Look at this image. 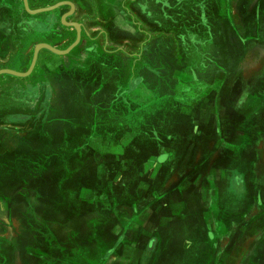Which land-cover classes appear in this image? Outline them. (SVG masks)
Masks as SVG:
<instances>
[{
    "label": "crops",
    "instance_id": "1",
    "mask_svg": "<svg viewBox=\"0 0 264 264\" xmlns=\"http://www.w3.org/2000/svg\"><path fill=\"white\" fill-rule=\"evenodd\" d=\"M204 8L210 33L200 32L196 27L197 18L190 15L176 18L185 23L190 21L191 30H196H189L183 37L182 34L159 32L147 39L143 34H135L133 28L130 31V26H127L126 33L110 35L111 42L116 43L115 50H103L100 44L99 49H88L83 55L85 60L80 64L73 61V57L82 54L80 48H74L68 55L58 56V62L62 63V66L58 65L62 75L72 78L71 73H77L79 76L75 80L56 81L58 85L55 87L60 88L62 96L55 99L51 91L50 96L40 95L18 103L4 101L0 114L11 119L12 123L45 122L46 128L37 129L33 134L39 143L31 148V152L34 153L33 159L45 158L46 164H52V169L60 175H64L67 169L64 160L68 155L64 153L71 151V137L81 142L76 149L79 154L77 168L83 166L85 170L90 167L85 165L87 152L93 155L94 164L99 161V155L111 154V160L103 158L99 161L96 180L98 185L109 186L111 195L118 194L117 199L129 185L125 180L122 188L114 187L123 179L117 171L123 168L139 180L145 173L140 172L141 168H149L157 156L160 166L152 186L158 187L157 196L151 199L147 195L151 185L147 182L136 201H152L153 205L142 214L137 213V216L159 220L173 214L186 218V224L202 217L206 221L205 234H216L217 229L219 233H225L220 238L225 251L238 244H242L243 249L246 246L256 247L255 242L264 235V116H261L264 114V0H211L206 1ZM74 36L71 34V39ZM86 40L92 41L82 25L79 46ZM138 41L143 43L138 46ZM119 44H125L124 54H121L123 49L120 51L117 47ZM48 55L49 52L40 51L35 66L37 77L46 72L43 59L48 61ZM71 60L74 65L69 63ZM73 67H76L74 72ZM52 71L51 67V74ZM155 76H158L160 85L157 97L146 88L148 81L153 84ZM172 76L178 80V85L177 89L174 88V101L167 107L168 101L164 100L170 96L165 94L161 85L165 86ZM36 82L39 83V80ZM106 85L118 90L116 97L102 99L101 92ZM50 89L53 90V87ZM203 89L210 92L200 95L199 91ZM53 99L62 101L60 107H55L57 115L52 114V105L57 103ZM83 102L91 119V127L86 131H82V127L75 130V123L73 127L69 125L71 117L76 122L80 120V114L78 120L74 112L83 107ZM23 115L28 119H12ZM253 116L255 121L250 119ZM108 118L111 121L114 118L116 125ZM4 135L8 136L7 144L12 147L9 151L14 152L21 134L10 130ZM62 137L63 142L60 140ZM253 137L257 139L253 140ZM110 140L114 143L109 144ZM162 145L166 149H158L156 156L147 154L152 148L157 150ZM119 147L124 151L123 156L116 152ZM80 148H84L83 152ZM215 149L220 150L212 153ZM3 151L0 147V153ZM233 151L238 155H246L250 151L254 154L248 174L238 175L242 186L247 185L244 181L246 177H252L250 184L254 188L246 193L241 186L240 192L237 191L238 201L227 207L218 199L220 189L222 191L227 183L225 171L216 169V166L226 163L228 154ZM134 187V191L137 187L140 190L139 186ZM190 187L198 193L194 195V201L186 191ZM254 189L262 194L257 195ZM79 194L81 192L78 191ZM126 198L130 200V196ZM214 217L220 218L219 226L212 219ZM162 231L161 226L151 232L143 228L142 237H134L131 233H140L139 228L127 229L119 248H147L149 242L146 238L153 239L155 247L159 248L164 244ZM21 246L18 244L15 247L21 249ZM129 257H116L118 262L114 264H133L129 260L133 257ZM233 259L229 264L251 263L241 256ZM26 264H32V260L28 259ZM135 264H139V260Z\"/></svg>",
    "mask_w": 264,
    "mask_h": 264
},
{
    "label": "rangeland",
    "instance_id": "2",
    "mask_svg": "<svg viewBox=\"0 0 264 264\" xmlns=\"http://www.w3.org/2000/svg\"><path fill=\"white\" fill-rule=\"evenodd\" d=\"M27 1L30 10L33 11L63 2H71L77 8V15H74V12L70 14L71 7L67 4L61 5L53 11L30 14L26 10L23 0H0V71L28 73L33 62L35 48L40 44H49L59 50H67L76 41V28L63 24L64 16L68 23L80 24L81 28L82 25L85 26L88 37L92 40L90 42L86 40L80 46L78 45L79 47H75V49L80 48V52H82L79 57H73V61L77 64L85 60L83 55L88 49H99L100 44L103 50H115L116 43L111 42L110 35L115 32L126 33L127 26H130V31L133 28L135 34H143L147 39L153 38L159 32L168 35L182 34L183 37L189 30L192 32H196V30H191L190 21L185 23L177 21L176 18H183L185 15L189 17L190 15V17L197 18L196 27L200 32L210 33L209 26L206 24L207 17L204 7L206 1L211 2V0ZM189 6H194V8L190 9ZM84 14L90 17L86 21L87 23L80 20ZM99 31L100 34H98ZM71 34H75L74 39H71ZM137 43L139 46L143 42L138 41ZM117 47L119 50L123 49L121 54L125 53V44H119ZM41 51L49 52L50 58L49 62L45 58L43 59V66L47 70L41 76L37 77L35 68L27 77H18L12 74L0 75V108L4 101L18 103L17 101L31 100L40 95L50 96L51 91L56 99L58 96H62L60 88L55 87L58 85L56 81L75 80L79 77L77 73H71L72 78L62 75L59 69L60 64L62 66V63L58 62L60 61L59 55L48 50ZM73 61L71 60L69 63L74 65ZM51 67L55 71H52V74L50 73ZM73 68L72 72L76 67ZM37 80L39 83L36 82ZM157 80L158 76L153 77V84L148 81L146 86L154 97L158 96L160 87ZM177 82L178 80L172 76L165 86L161 85L165 89V94L170 96L164 100L168 101L166 102L167 107H170L174 101L172 96H174V88L178 85ZM51 86L53 90L50 89ZM124 90L125 88H123ZM116 91L118 92L115 88L106 85L101 92L102 99L116 97ZM200 92L202 93L200 95H205L210 90L203 89ZM53 101L57 102L54 99ZM57 103L52 105L53 115H57L55 107H60L62 101ZM75 111H77L74 112L75 118L78 119V114L81 118L76 122L71 117L69 125L73 127L75 123V127H77L75 130L80 127H82V131L88 130V127H91L89 122L91 119L89 120L87 115L86 103L83 102V107ZM60 113L62 114L61 111ZM91 115L89 114V116ZM21 118L28 119L25 115L12 119ZM254 118L255 116L250 119L255 121ZM111 119L113 121L108 118L111 123L116 125L114 118ZM9 120L11 119L0 114V147L4 150L0 153V264H26L28 259L32 260V264H114L118 262L116 257H125V255L130 256L129 258L133 257V259H129L133 264L137 260H139V264H142L147 257L155 255V251L159 252V250L154 245L151 248L125 247L120 249L121 241L126 236L127 229L139 228L140 233H131V236L134 234V237H142L141 230L143 228L151 232L156 231L160 226L165 229L162 232L165 249L159 256L160 264H229L237 256L244 257L246 260L253 256L255 264H264V235H261V238L255 242L256 247L246 246L243 249L242 244H238L225 251L220 242L215 247L208 245L211 240L208 237L210 238L211 235L204 233L206 221L202 217H199L197 221L192 219L186 224V218L183 219L178 215L173 216V214L159 220L136 215L137 213L142 214L149 206L153 205L152 201H136L142 195L140 194L142 187L147 182L151 184L147 195L151 199L157 196L158 187L152 186L156 182L158 176L156 172L160 166L156 153L159 152L158 149H166L163 145L157 150L152 148L153 150L147 153L155 155L156 158L152 160L153 162L146 170L141 168L142 166L139 167V169L141 168L140 172H145L143 178L139 177L138 180V177L123 168L117 171L123 179L120 183L114 184V187L122 188L125 180L127 185L129 184L127 190L121 192L117 199L118 194L111 195L109 186L98 185V180H96L99 161L103 158L111 160L113 157L111 154L99 155V161L94 164L93 155L87 152L85 165H90V167L85 170L83 166L77 168L76 159L79 158V154L76 149L81 142L77 138L71 137L69 140V150L71 151L64 153L69 157L64 156L67 169L64 170V175H60L56 169H52V164H46L45 158L39 157L38 161L33 159L34 153L31 152L33 150L31 148L39 143L33 134L37 129L46 128L45 122L31 121L19 124ZM55 128L57 127L55 126ZM106 128L109 129V126ZM93 129L94 126L91 130L93 131ZM10 130L21 134L14 152L9 151L12 147L8 145L9 143L7 144L8 136L4 135L5 131ZM76 135L81 136L78 132ZM254 139L257 138L253 137ZM60 140L63 142V137ZM113 141L110 140L109 144L114 143ZM82 149L84 150V148L79 150L83 152ZM219 150L215 149L212 153ZM116 152L119 156L124 155L122 147H119ZM230 154H228L226 163L221 162L216 166V169L225 171L227 183L224 184L222 191L220 189L218 199L221 203L227 204V207H231L233 202L238 201L237 191L240 192L242 186L238 181V175H247L250 164L255 159L252 151L246 155L243 153L238 155L234 151ZM80 155L82 156V154ZM15 166L16 170L12 169ZM15 171H17L16 175ZM251 180L252 177L244 179L247 185L242 186V189H245L246 193L254 188L250 184ZM134 186H139L140 190L137 187V190L134 191ZM193 188L190 187L186 190L188 196L192 195L191 201H194V195H198ZM78 191L81 194L78 195ZM255 191L257 195L262 194L258 190ZM128 196H130V200L126 198ZM65 197L66 200H63ZM132 199L135 200L132 201ZM14 212L15 216H13ZM212 219L220 221V218L217 217ZM180 233H182V238L179 236ZM146 240V242L149 240L154 242L151 238H146ZM18 244L22 245L21 249H16L15 246Z\"/></svg>",
    "mask_w": 264,
    "mask_h": 264
},
{
    "label": "water",
    "instance_id": "3",
    "mask_svg": "<svg viewBox=\"0 0 264 264\" xmlns=\"http://www.w3.org/2000/svg\"><path fill=\"white\" fill-rule=\"evenodd\" d=\"M24 2V6L26 8V10L30 13V14H37V13H42V12H49V11H53L55 10L56 8H58L59 6L61 5H64V4H67L71 7V13L72 14L75 10V5L71 2H63V3H59L55 6H52V7H49V8H44V9H40V10H30L29 8V4H28V1L27 0H23ZM66 16H64L62 18V23L67 25V26H73L77 29V38H76V41L67 49V50H59L57 48H54L53 46L49 45V44H40L38 45L36 48H35V53H34V58H33V62H32V65L30 67V70L28 73H17V72H13V71H10V70H2L0 71V75H3V74H12V75H15V76H18V77H27L31 74V72L34 70L35 66H36V63H37V60H38V56H39V53L41 50H48L54 54H57L59 56H65V55H68L75 47H77L80 43V40H81V28H80V25L76 24V23H68L66 21Z\"/></svg>",
    "mask_w": 264,
    "mask_h": 264
},
{
    "label": "flooded vegetation",
    "instance_id": "4",
    "mask_svg": "<svg viewBox=\"0 0 264 264\" xmlns=\"http://www.w3.org/2000/svg\"><path fill=\"white\" fill-rule=\"evenodd\" d=\"M74 15H77V8L75 7V10H74ZM90 17L89 16H86L85 14H84V16L82 17L81 16V21L82 22H84V23H87L86 21L89 19ZM78 25H80V24H78ZM71 28H75V27H71ZM80 28H81V25H80ZM75 34H76V37H75V40H76V38H77V29H75ZM81 32H82V28H81ZM98 34H100V31L98 32ZM217 223H218V219H217ZM218 226H219V224H218ZM221 228V227H220ZM161 230H165L163 227H161ZM218 231H219V229H217ZM217 231V233L215 234V233H211V237L212 236H218L219 238H217V239H215L214 237L211 239V240H213L210 244H208L209 246H213V247H215V246H217L218 244H219V242H220V238L222 237V235L224 236L225 235V233H219ZM163 232V231H162ZM220 234V235H219ZM155 242V241H154ZM154 242H152V241H149V243H148V246H147V248H151V247H153V245L155 246V244H154ZM156 248V247H155ZM156 249H158L159 250V252H157V251H155V255H152V256H149V257H147L146 258V260H145V262H150V264L152 263V264H160L159 263V256L161 255V253H162V250L163 249H165L164 248V244H162L161 245V247H159V248H156ZM150 260V261H149ZM249 260H250V262L251 263H249V264H255V262H253L254 260H253V256H252V258L250 259L249 258ZM249 260H247V261H249Z\"/></svg>",
    "mask_w": 264,
    "mask_h": 264
}]
</instances>
